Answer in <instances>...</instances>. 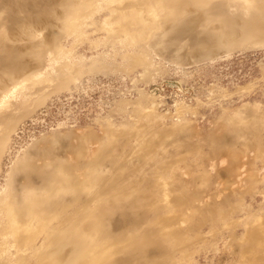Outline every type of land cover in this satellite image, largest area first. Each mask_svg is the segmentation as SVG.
<instances>
[{
	"label": "rangeland",
	"instance_id": "1",
	"mask_svg": "<svg viewBox=\"0 0 264 264\" xmlns=\"http://www.w3.org/2000/svg\"><path fill=\"white\" fill-rule=\"evenodd\" d=\"M198 2L0 0V264H264V0Z\"/></svg>",
	"mask_w": 264,
	"mask_h": 264
},
{
	"label": "bare ground",
	"instance_id": "2",
	"mask_svg": "<svg viewBox=\"0 0 264 264\" xmlns=\"http://www.w3.org/2000/svg\"><path fill=\"white\" fill-rule=\"evenodd\" d=\"M205 1H207V3L205 2ZM205 1H203L202 0V3H201V0H200V2H198V1H196L195 0V2H198V3H201V4H198V6H200V5H202V7L204 8V6L206 7L205 9L207 10V11H209V14L211 13V15H219L220 13H221V10H223L222 8V5L224 4V6H225V3L227 2V0H225L224 1V3L222 4L220 1H218L219 2V4H217L218 2H216V1H214V2H212V1H210V0H205ZM229 1V0H228ZM252 1L253 0H247V4H245V6H243V7H239V9H242V10H244L243 8L245 7V12L247 13L248 11L250 12V10H254V9H256V6L252 3ZM205 2V3H204ZM228 3H231V2H227L226 4H227V6H228ZM204 5V6H203ZM230 5V4H229ZM243 5V4H242ZM221 6V7H220ZM241 6V5H240ZM201 7V6H200ZM219 7V8H218ZM229 8H230V6L228 7V9L227 10H229ZM221 9V10H220ZM225 9V8H224ZM29 10V8L27 7V10L26 11H28ZM241 10V12H244V11H242ZM203 11V10H202ZM207 11H204V12H206L207 13V15H209L208 14V12ZM263 12H264V10H263ZM224 13V12H223ZM222 14V13H221ZM220 14V15H221ZM240 14H242V13H240ZM244 14V13H243ZM248 14V13H247ZM227 15V14H226ZM245 15V14H244ZM194 16H197V14L196 15H194ZM249 16V15H248ZM247 16V18H245V17H242V15L240 16V18H241V22L239 23H237V29L235 28L234 30L232 29V26H234L233 25V23L234 22H231L230 20H228V19H226L227 18V16L225 17V15H224V17L223 18H225L224 19V21L223 22H221L223 19H221L220 20V25H224V27H226L227 28V31H226V33H225V35L223 34V33H220L219 35H218V38L220 39V41H218L219 43H226L227 41L229 42V41H232V39L233 38H230V39H227L228 38V36H229V34L231 33H236L237 34V38H239V40H244L245 38H251L252 36H254V34H255V36H257L258 34L259 35H261L260 34V32H262V31H264V18L262 17V16H259V15H255L254 16V14L251 16H249L248 17ZM190 17V16H189ZM188 17V19H190ZM200 16H198L197 18H199ZM230 17V16H229ZM239 17V16H238ZM197 18H195V19H197ZM217 18H218V16H217ZM220 18V17H219ZM221 18H222V16H221ZM188 19L186 20V21H188ZM192 19H193V16H192ZM194 19V20H195ZM201 19V18H200ZM200 19H198V20H200ZM215 19H216V17H215ZM250 19V20H249ZM198 20H196V22H198ZM238 20V19H237ZM201 21H202V19H201ZM208 21V20H207ZM206 21V22H207ZM216 22H215V26H216V23H217V20H215ZM240 21V20H239ZM192 22H193V20H192ZM181 23V22H180ZM205 23V22H204ZM211 23V22H210ZM219 23V22H218ZM189 24V23H188ZM191 24V23H190ZM180 25V24H179ZM178 25V26H179ZM203 25H205V24H203ZM210 25H212V24H210ZM214 25V24H213ZM213 25L210 27H208V28H211V30H210V32L212 31V27H213ZM219 25V26H220ZM177 26V27H178ZM185 26V25H184ZM191 26V25H190ZM193 26V30L195 29V25L193 24L192 25ZM182 27H183V25H182ZM203 27V26H202ZM196 28H197V26H196ZM213 29H216V28H213ZM217 29H218V26H217ZM221 29H222V26H221ZM182 30L183 31H186V29L184 30L183 28H182ZM181 30V31H182ZM191 30H192V27H191ZM193 30H192V33L190 32V30L188 31V32H190V34H193L194 35V33H193ZM182 31V32H183ZM186 31V32H187ZM219 31V30H218ZM233 31H235V32H233ZM178 32V31H177ZM195 32V31H194ZM217 32V30H214V32H212V34L213 33H216ZM219 32H222V30H220ZM256 33H258L257 35H256ZM195 36V35H194ZM234 36H235V34H234ZM233 37V36H232ZM234 38H236V36L234 37ZM253 38V37H252ZM189 39V38H188ZM196 39V38H195ZM234 40V39H233ZM235 40H237V39H235ZM200 41H202V40H199V42ZM215 41V40H214ZM247 41V40H246ZM249 41V40H248ZM233 42V41H232ZM230 43V42H229ZM209 46V48H210V45H208ZM27 47V46H26ZM25 47V48H26ZM14 48V47H13ZM18 49L19 48H16L15 47V50H17L18 51ZM20 49H21V47H20ZM28 49V48H27ZM208 49V48H207ZM12 50H14V49H12L11 48V45H7V44H5V43H1L0 42V67L1 68H3V69H6V71H8V75H10V76H13V75H15L16 73H14L13 75H12V73L11 72H14V70H17L18 68H20L19 69V71L21 70L22 71V69L21 68H23V66H24V68L25 67H27V65L26 64H24L22 61H20L21 60V58H20V62L18 61V53H17V55L15 54V52H17V51H15V52H13ZM209 50V49H208ZM27 51V50H26ZM205 51H207V50H205ZM21 52V51H20ZM24 52H25V50H24ZM221 52V51H220ZM26 53V52H25ZM24 54V53H23ZM28 54H29V49H28ZM24 55H26L27 56V53L26 54H24ZM21 56V55H20ZM17 59V61L20 63V65H19V63H17V61H16V59ZM23 60H25V57H24V59ZM19 66V67H18ZM18 67V68H17ZM0 68V69H1ZM3 69H1V70H3ZM25 70V69H24ZM23 70V71H24ZM6 71H4V72H6ZM18 71V70H17ZM16 71V72H17ZM18 71V73H21V72H19ZM22 71V72H23ZM1 72H3V71H1ZM24 74H28V75H31V72L29 73V70H25V72H23ZM0 76H1V74H0ZM2 78V77H1ZM6 78V77H5ZM8 78V77H7ZM52 78V77H51ZM3 79V78H2ZM63 80V79H62ZM59 81V80H58ZM36 82H38V81H36ZM35 82V83H36ZM40 82V81H39ZM38 82V85L41 83H39ZM45 83V82H44ZM47 83V82H46ZM57 83H59V82H57ZM63 83V82H62ZM33 84H34V81H33ZM37 85V86H38ZM43 85V84H42ZM40 86V85H39ZM38 86V87H39ZM28 87V86H27ZM56 88H58L57 86H55ZM60 87V86H59ZM29 88V87H28ZM34 88V87H33ZM44 88V87H43ZM55 88V89H56ZM31 89V88H30ZM54 89V90H55ZM41 89H39L38 90V92L40 91ZM44 90V89H43ZM49 91V90H48ZM53 91V90H52ZM23 92V91H22ZM37 92V91H36ZM47 93V92H46ZM50 93V92H49ZM48 93V94H49ZM8 94V92L7 91H5L2 95H0V107H1V105H2V103L4 102V101H6V98L9 96V95H7ZM24 94V93H23ZM29 94H31V93H29ZM28 94V95H29ZM32 94H34V92L32 93ZM36 94V93H35ZM52 94V93H51ZM41 95V94H40ZM26 96V95H25ZM33 96V95H32ZM49 96V95H48ZM42 97H44V95L42 96ZM45 98V97H44ZM30 100H31V98H29ZM38 99H39V97H38ZM37 99V100H38ZM41 99V98H40ZM32 100L34 101L35 99H33L32 98ZM32 100H31V102H32ZM44 100V99H43ZM39 101V100H38ZM38 101H36V102H38ZM7 102H8V100H7ZM13 102V101H12ZM17 102V101H16ZM31 102H29L28 100H27V103L25 104L26 106H27V104H29V103H31ZM35 102V101H34ZM40 102V101H39ZM9 103V102H8ZM15 103V102H14ZM33 103V102H32ZM31 103V104H32ZM41 103H43V101H41ZM40 103V104H41ZM4 104H5V102H4ZM16 104V103H15ZM38 104V103H37ZM11 106H12V103L10 104ZM17 105V104H16ZM35 105V104H34ZM9 106V105H8ZM10 106V107H11ZM24 106V105H23ZM29 106V105H28ZM15 107V106H14ZM13 107V108H14ZM25 107V106H24ZM6 108V107H5ZM12 108V107H11ZM15 108H17L18 109V106L17 107H15ZM14 108V109H15ZM38 108V107H37ZM14 109H12L13 110V112H15V110ZM16 109V110H17ZM21 109V108H20ZM4 110V109H3ZM11 110V111H12ZM23 110V112H24V110L25 109H22ZM28 110V109H27ZM10 111V113L8 114V115H10V118L12 119V117H13V115L11 116V114H13V112H11ZM18 111H20V110H18ZM29 111V110H28ZM28 111H26L25 113H27ZM31 111H32V109H31ZM21 112V111H20ZM30 112V111H29ZM6 113L7 112H5L4 114L6 115ZM19 113V112H18ZM17 113V114H18ZM32 113V112H31ZM3 114V113H2ZM30 114V113H29ZM20 115H21V113H20ZM22 115H23V113H22ZM25 116H26V114H25ZM7 116H3V118L4 119H2V118H0V119H2V120H5V119H8V117L6 118ZM17 117V116H16ZM15 117V118H16ZM14 118V119H15ZM18 118H20L21 119V117H18ZM10 119V120H11ZM6 121V120H5ZM12 121H13V119H12ZM12 121H11V123H12ZM16 121H18V119H16ZM4 122V121H3ZM19 122V121H18ZM17 122V123H18ZM7 124H8V122H6ZM14 123H16V122H14ZM1 124H2V121L0 122V127H1ZM4 124V123H3ZM2 124V125H3ZM5 125V124H4ZM17 125V124H16ZM7 126V125H6ZM9 127V126H8ZM2 128H4L3 126H2ZM10 128H11V126H10ZM14 128V127H13ZM8 129V128H7ZM7 129H5L4 128V130H6L7 131ZM9 130V129H8ZM13 130V129H12ZM0 131H1V129H0ZM3 131V130H2ZM10 131V130H9ZM6 135H7V132H6ZM2 136V135H1ZM9 136V135H8ZM4 139L6 140L7 139V137H5L4 138V136H3V139L1 138V142H0V145H1V143L3 144L4 142H6V141H4ZM3 140V141H2ZM2 146H4V145H2ZM1 146V147H2ZM0 147V148H1ZM3 148V147H2ZM1 148V149H2ZM1 152L2 151H0V154H1ZM35 173V172H34ZM51 173L52 172H49V171H47V173H38L37 174V178H38V181H39V183L40 184H42V183H44L45 184V181L47 180V178H49L50 177V175H51ZM31 174V173H30ZM32 175H34V174H32ZM36 177V176H35ZM37 181V180H36ZM37 181V182H38Z\"/></svg>",
	"mask_w": 264,
	"mask_h": 264
}]
</instances>
